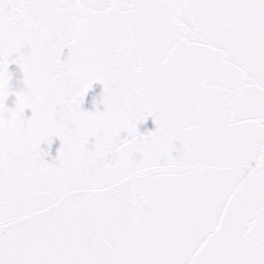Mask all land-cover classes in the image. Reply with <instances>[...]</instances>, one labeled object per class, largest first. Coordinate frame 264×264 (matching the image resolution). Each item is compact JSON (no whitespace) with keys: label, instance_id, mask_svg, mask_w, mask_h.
Returning <instances> with one entry per match:
<instances>
[{"label":"snow or ice","instance_id":"obj_1","mask_svg":"<svg viewBox=\"0 0 264 264\" xmlns=\"http://www.w3.org/2000/svg\"><path fill=\"white\" fill-rule=\"evenodd\" d=\"M0 264H264V0H0Z\"/></svg>","mask_w":264,"mask_h":264},{"label":"water","instance_id":"obj_2","mask_svg":"<svg viewBox=\"0 0 264 264\" xmlns=\"http://www.w3.org/2000/svg\"><path fill=\"white\" fill-rule=\"evenodd\" d=\"M69 54V49L64 48L62 50V55H61V60H64ZM9 72L12 73V79L10 81L12 91H19L23 88V74L20 71L18 65L16 64H10L8 68ZM103 91V85L100 83H94L92 87L89 89L87 94L85 95L84 98V103L82 105V108L86 111H92L93 110V100L95 98L97 102V108L100 111H103V104L100 103L101 99V94ZM14 101H15V96L14 95H9L6 105L8 107H13L14 106ZM25 117H30L31 116V111L29 109H26L24 112ZM156 128V125L153 123V119L151 116H149L144 122L137 124V129L139 133L145 134L147 132L154 131ZM126 135V133H121V137L123 138ZM92 141H90L91 145ZM60 140L58 138H53L52 144L49 147L46 143H42L40 145L41 150L48 152V155L44 157V160L48 163H53L55 161V157L57 155V150L60 148ZM89 145V146H90ZM176 147L179 148L180 144L177 141L176 142ZM174 156H178V152H173Z\"/></svg>","mask_w":264,"mask_h":264}]
</instances>
